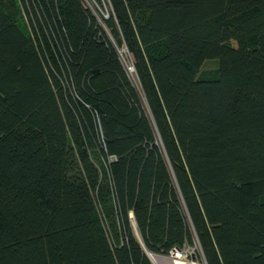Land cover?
I'll use <instances>...</instances> for the list:
<instances>
[{
  "label": "trees",
  "instance_id": "trees-1",
  "mask_svg": "<svg viewBox=\"0 0 264 264\" xmlns=\"http://www.w3.org/2000/svg\"><path fill=\"white\" fill-rule=\"evenodd\" d=\"M183 246L264 264V0H0V264Z\"/></svg>",
  "mask_w": 264,
  "mask_h": 264
},
{
  "label": "built area",
  "instance_id": "built-area-1",
  "mask_svg": "<svg viewBox=\"0 0 264 264\" xmlns=\"http://www.w3.org/2000/svg\"><path fill=\"white\" fill-rule=\"evenodd\" d=\"M195 247L183 246L182 248H173L168 254L159 255L158 260L163 259L166 264H199L198 260L205 261L202 258H198L199 253ZM203 264V263H202Z\"/></svg>",
  "mask_w": 264,
  "mask_h": 264
},
{
  "label": "rangeland",
  "instance_id": "rangeland-1",
  "mask_svg": "<svg viewBox=\"0 0 264 264\" xmlns=\"http://www.w3.org/2000/svg\"><path fill=\"white\" fill-rule=\"evenodd\" d=\"M11 14L13 13L16 20L20 23V24H23L26 28H27V22L25 20V16L23 15L22 13V9L20 8V6H17L16 10H12V11H9ZM102 13L106 14L107 13V8L105 7L104 10L101 11ZM119 54H120V59L122 61V63L124 64L125 68L127 69L129 75L131 78L134 79V75H133V69H132V66H131V58L130 56L128 55V53L126 52V50L124 48H121L119 50ZM216 67V64L214 62H208L204 69H214ZM152 258L150 257V260L152 261V264H166L164 263L165 261L163 259H159V260H156L154 259L155 255H151ZM198 258H201L198 254H197ZM154 260V261H153ZM199 264H204V262L201 260H198Z\"/></svg>",
  "mask_w": 264,
  "mask_h": 264
},
{
  "label": "water",
  "instance_id": "water-1",
  "mask_svg": "<svg viewBox=\"0 0 264 264\" xmlns=\"http://www.w3.org/2000/svg\"><path fill=\"white\" fill-rule=\"evenodd\" d=\"M151 255H152V254H149V257H151V258H152V256H151ZM155 256H157V257H158L159 255H155ZM153 261H154V260H153Z\"/></svg>",
  "mask_w": 264,
  "mask_h": 264
},
{
  "label": "crops",
  "instance_id": "crops-1",
  "mask_svg": "<svg viewBox=\"0 0 264 264\" xmlns=\"http://www.w3.org/2000/svg\"><path fill=\"white\" fill-rule=\"evenodd\" d=\"M154 259L158 260V257H157V256H155V257H154Z\"/></svg>",
  "mask_w": 264,
  "mask_h": 264
}]
</instances>
